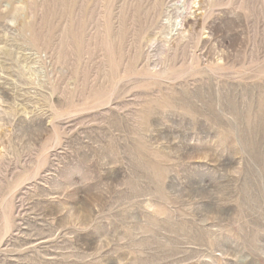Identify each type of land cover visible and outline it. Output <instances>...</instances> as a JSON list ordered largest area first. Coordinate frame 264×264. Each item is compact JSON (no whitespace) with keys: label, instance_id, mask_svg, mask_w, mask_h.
Instances as JSON below:
<instances>
[{"label":"rangeland","instance_id":"1","mask_svg":"<svg viewBox=\"0 0 264 264\" xmlns=\"http://www.w3.org/2000/svg\"><path fill=\"white\" fill-rule=\"evenodd\" d=\"M0 264H264V0H0Z\"/></svg>","mask_w":264,"mask_h":264}]
</instances>
